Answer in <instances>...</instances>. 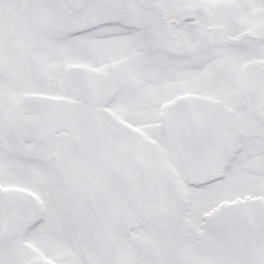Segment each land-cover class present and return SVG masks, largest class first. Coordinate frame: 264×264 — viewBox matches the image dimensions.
Masks as SVG:
<instances>
[{"label": "snow or ice", "instance_id": "obj_1", "mask_svg": "<svg viewBox=\"0 0 264 264\" xmlns=\"http://www.w3.org/2000/svg\"><path fill=\"white\" fill-rule=\"evenodd\" d=\"M0 264H264V0H0Z\"/></svg>", "mask_w": 264, "mask_h": 264}]
</instances>
